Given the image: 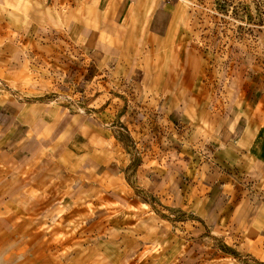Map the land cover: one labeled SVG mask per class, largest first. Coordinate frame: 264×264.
I'll use <instances>...</instances> for the list:
<instances>
[{"label":"crops","instance_id":"0c3cea01","mask_svg":"<svg viewBox=\"0 0 264 264\" xmlns=\"http://www.w3.org/2000/svg\"><path fill=\"white\" fill-rule=\"evenodd\" d=\"M181 10L168 25L164 0H0V68L25 31L51 79L31 99L0 90V177L43 167L71 201L50 216L115 221L120 257L179 238L163 264H264V75L219 102Z\"/></svg>","mask_w":264,"mask_h":264},{"label":"rangeland","instance_id":"374dc122","mask_svg":"<svg viewBox=\"0 0 264 264\" xmlns=\"http://www.w3.org/2000/svg\"><path fill=\"white\" fill-rule=\"evenodd\" d=\"M164 2L170 9L166 24L180 5L186 25L182 41L187 40L196 54L213 56L217 77L213 95L219 102L229 97V91L238 90L249 81L254 72L262 71L264 75V0ZM11 36L22 40L21 56L0 68V90L24 100L43 96L51 79L46 77L45 58L39 60L42 46L23 44L29 36L25 31L21 37ZM42 170L43 167H36L27 173L0 177V264H96L101 259L98 250L111 253L108 260L115 264H163L173 256L175 246L185 241L171 238L159 250L158 245L144 252L135 248L120 257L111 242V230L118 224L115 221L102 223L98 231L86 232L77 223H61L56 215L50 216L55 204H62L69 211L71 201L52 199L46 188L52 179ZM40 202L46 207L39 209ZM86 224L81 223L80 227ZM192 261L199 262L200 258Z\"/></svg>","mask_w":264,"mask_h":264}]
</instances>
